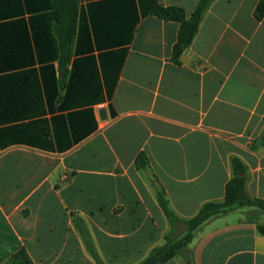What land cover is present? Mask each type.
Segmentation results:
<instances>
[{
    "label": "crops",
    "instance_id": "crops-1",
    "mask_svg": "<svg viewBox=\"0 0 264 264\" xmlns=\"http://www.w3.org/2000/svg\"><path fill=\"white\" fill-rule=\"evenodd\" d=\"M258 1L214 0L176 65L179 24L151 10L198 0H0V264H95L71 212L106 264H138L171 231L157 189L187 221L223 201L234 157L264 198ZM257 223L251 206L213 216L164 264H264Z\"/></svg>",
    "mask_w": 264,
    "mask_h": 264
},
{
    "label": "trees",
    "instance_id": "trees-1",
    "mask_svg": "<svg viewBox=\"0 0 264 264\" xmlns=\"http://www.w3.org/2000/svg\"><path fill=\"white\" fill-rule=\"evenodd\" d=\"M213 1L214 0H198L195 9L190 14H187L183 8L178 6L162 7L156 5L152 8L151 13L155 16L163 20L175 21L179 24L177 41L174 44L172 52V62L174 64L180 65V57L183 51L193 42L199 30L202 18ZM253 15L257 21H262L264 19V0L258 1ZM135 164L137 169L147 170L149 166L147 155L141 152L137 156ZM232 168L234 176L225 186L223 201L205 203L198 214L187 221L180 220L176 213L169 207L164 190L162 188L157 189V200L171 225V231L165 236V243L153 248L138 264H164L175 256L182 254L192 242L196 230L213 216L225 214L236 208L245 206L255 207L264 212V198H253L247 193L245 187L246 166L244 163L238 157H234L232 159ZM70 215L76 231L80 235L87 251L95 261V264H106L97 250L91 231L84 218L75 212H71ZM247 219L251 220L250 218ZM180 225L186 227L185 232L178 237H172L171 234ZM257 230L261 235H264V224L257 223ZM8 264L34 263L28 256L26 250L21 249L12 256ZM184 264H193L190 256L184 258Z\"/></svg>",
    "mask_w": 264,
    "mask_h": 264
},
{
    "label": "water",
    "instance_id": "water-1",
    "mask_svg": "<svg viewBox=\"0 0 264 264\" xmlns=\"http://www.w3.org/2000/svg\"><path fill=\"white\" fill-rule=\"evenodd\" d=\"M100 115L102 118L105 117L106 116V110L105 109L100 110Z\"/></svg>",
    "mask_w": 264,
    "mask_h": 264
},
{
    "label": "rangeland",
    "instance_id": "rangeland-1",
    "mask_svg": "<svg viewBox=\"0 0 264 264\" xmlns=\"http://www.w3.org/2000/svg\"><path fill=\"white\" fill-rule=\"evenodd\" d=\"M155 179V178H154ZM185 229H186V227H185ZM184 255H189V251H186L185 253H184ZM186 257V256H185Z\"/></svg>",
    "mask_w": 264,
    "mask_h": 264
}]
</instances>
